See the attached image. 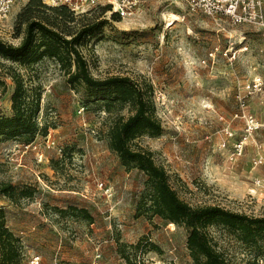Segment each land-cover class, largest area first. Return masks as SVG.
I'll return each mask as SVG.
<instances>
[{
	"label": "rangeland",
	"instance_id": "374dc122",
	"mask_svg": "<svg viewBox=\"0 0 264 264\" xmlns=\"http://www.w3.org/2000/svg\"><path fill=\"white\" fill-rule=\"evenodd\" d=\"M26 2H17L0 21V39L14 46L25 34L18 16ZM115 14L85 8L73 12L74 23L62 17L58 22L74 30L93 24L94 32L79 45L91 74L128 77L151 98L163 133L142 136L133 148L152 152L192 207L264 216V164L252 163L264 158V30L193 13L182 0H145L120 21ZM45 16L58 17L51 11ZM14 76L28 92L37 124L32 140L0 132V187L16 188L13 197L0 193V210L21 241L22 264L37 257L40 264H195L187 230L148 211V176L126 169L109 148L111 126L132 115L131 106L86 86L72 89L55 60L0 58V116H14ZM257 79L261 91L247 96L246 86ZM238 96H246L244 110ZM245 114L263 126L232 161L233 147L245 134ZM27 189L32 197L21 195ZM207 232L229 264H264V245L246 246L221 226Z\"/></svg>",
	"mask_w": 264,
	"mask_h": 264
},
{
	"label": "trees",
	"instance_id": "16d2710c",
	"mask_svg": "<svg viewBox=\"0 0 264 264\" xmlns=\"http://www.w3.org/2000/svg\"><path fill=\"white\" fill-rule=\"evenodd\" d=\"M18 16L20 29L25 26L22 42L14 46L0 39V58L12 63H36L44 58L57 61L67 76L72 89L86 86L95 93H109L112 102L129 104L132 115L119 117L109 130V148L120 158L128 170H139L148 176L153 190L148 211L170 224L184 227L188 232L187 247L195 264H229L208 236V228L221 226L236 236L238 241L249 247L261 249L264 245V216L253 217L233 212L220 206L192 207L178 196L169 182L167 171L156 164L152 152L141 147L133 148V142L142 137H160L163 127L155 114V106L138 84L130 78L111 76L105 79L95 78L83 56L79 45L84 37L94 32L93 24H85L78 30L64 28L58 22H75L73 12L66 6L49 7L41 0H29ZM109 11L108 7H100ZM51 11L58 17L45 16ZM115 18L120 16L115 14ZM69 19V20H67ZM40 36V40H38ZM15 90L12 95L14 116H0V132L9 131V135H28L31 140L37 131L34 111L26 101L28 92L20 77L14 76ZM4 84L0 81V86ZM5 91V86L2 90ZM40 97L33 105L38 109ZM33 107V106H32ZM30 140V141H31ZM16 188L12 184H2L0 193L13 197ZM24 197H32L30 190L21 192ZM79 215L92 220L83 210H75ZM23 246L20 239L7 227L4 212L0 210V263L22 264Z\"/></svg>",
	"mask_w": 264,
	"mask_h": 264
},
{
	"label": "built area",
	"instance_id": "2783aa9c",
	"mask_svg": "<svg viewBox=\"0 0 264 264\" xmlns=\"http://www.w3.org/2000/svg\"><path fill=\"white\" fill-rule=\"evenodd\" d=\"M19 1L29 0H0V21L8 18L12 8ZM49 7L66 6L72 12L78 13L85 8L108 7L113 13L121 18L133 16L139 6L145 0H41ZM193 13H202L210 17H225L234 25H250L264 30V0H182ZM262 82L260 79L254 80L245 88L247 96L261 91ZM246 96H238V104L244 110L246 106ZM236 117H238L236 115ZM246 129L243 138L236 142L233 147L231 160L234 161L244 155L252 134L260 129L261 124L253 115L245 114ZM233 137V134H229ZM225 147V145H224ZM253 166L258 168L264 164V158L259 155L252 159ZM257 184L261 181L257 180ZM31 264H40V258H35Z\"/></svg>",
	"mask_w": 264,
	"mask_h": 264
},
{
	"label": "crops",
	"instance_id": "0c3cea01",
	"mask_svg": "<svg viewBox=\"0 0 264 264\" xmlns=\"http://www.w3.org/2000/svg\"><path fill=\"white\" fill-rule=\"evenodd\" d=\"M254 174H255V176H256V174H257V171H256V170L254 171ZM257 187H258V186H257ZM262 198H264V194H263ZM262 198H260V199H262Z\"/></svg>",
	"mask_w": 264,
	"mask_h": 264
}]
</instances>
